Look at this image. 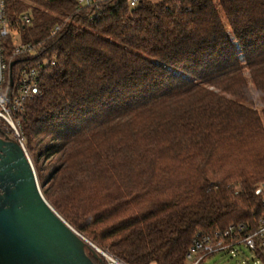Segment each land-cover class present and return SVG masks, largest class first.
Instances as JSON below:
<instances>
[{
    "label": "trees",
    "instance_id": "obj_1",
    "mask_svg": "<svg viewBox=\"0 0 264 264\" xmlns=\"http://www.w3.org/2000/svg\"><path fill=\"white\" fill-rule=\"evenodd\" d=\"M130 2L9 1L40 46L7 39L15 78L40 74L22 136L48 200L107 254L187 264L195 239L234 226L235 248L264 218V0Z\"/></svg>",
    "mask_w": 264,
    "mask_h": 264
},
{
    "label": "water",
    "instance_id": "obj_2",
    "mask_svg": "<svg viewBox=\"0 0 264 264\" xmlns=\"http://www.w3.org/2000/svg\"><path fill=\"white\" fill-rule=\"evenodd\" d=\"M12 87L11 74L9 98ZM102 256L48 200L26 147L0 136V264H97Z\"/></svg>",
    "mask_w": 264,
    "mask_h": 264
},
{
    "label": "built area",
    "instance_id": "obj_3",
    "mask_svg": "<svg viewBox=\"0 0 264 264\" xmlns=\"http://www.w3.org/2000/svg\"><path fill=\"white\" fill-rule=\"evenodd\" d=\"M10 0H0V125L2 122L8 124V131L14 133L18 140L25 146L24 137L22 136L21 114L24 111L25 102L27 99L40 95L42 89L40 87V74L35 66L23 67L17 79L13 71L11 72L10 64L14 59L9 58L8 38H12L14 48L12 53L14 56L30 55L32 50H38L39 45L25 42L23 36L21 37V44H16L13 40L12 29L22 28L24 23L31 22V16L28 13H22L18 19L10 16L9 10ZM80 7L93 6L97 1L101 0H77ZM138 0H131V5L135 6ZM59 26L55 31L59 30ZM11 74L13 77V87L10 93ZM264 190V183L260 184L257 193ZM243 226H240L242 229ZM234 232V226L225 230L223 233L218 232L215 237L204 236L195 239L193 246L187 254V264H201L209 255L223 251L232 250L233 244L228 242V237ZM260 237L264 245V218L257 231L250 234L238 242L246 244L251 250L256 249V238ZM104 257L107 258L109 264H123L115 257L104 252Z\"/></svg>",
    "mask_w": 264,
    "mask_h": 264
},
{
    "label": "rangeland",
    "instance_id": "obj_4",
    "mask_svg": "<svg viewBox=\"0 0 264 264\" xmlns=\"http://www.w3.org/2000/svg\"><path fill=\"white\" fill-rule=\"evenodd\" d=\"M12 36H13V40H14V42H16V44H18V45L21 44V37L23 36L22 28L12 29ZM37 53H38V50H32L30 52V55L35 56ZM28 153H29L31 160L33 161V163L35 165V161L37 158L34 157L29 151H28ZM37 164H38V166L40 165L43 168V170L47 171V169H45V168L48 167L49 160H47L45 158H39ZM36 170H37V168H36ZM85 237L88 238L87 236H85ZM89 240L91 242H93L91 239H89ZM94 244L99 249L104 251L96 243H94ZM201 264H264V261L262 259L258 258L256 256V254L246 244H240V245H237L232 250L217 252L216 254L206 258Z\"/></svg>",
    "mask_w": 264,
    "mask_h": 264
}]
</instances>
